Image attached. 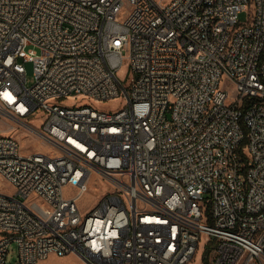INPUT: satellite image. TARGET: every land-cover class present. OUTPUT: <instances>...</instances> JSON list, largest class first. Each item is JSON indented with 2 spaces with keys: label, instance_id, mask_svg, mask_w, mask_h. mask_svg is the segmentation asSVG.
Returning <instances> with one entry per match:
<instances>
[{
  "label": "built area",
  "instance_id": "2783aa9c",
  "mask_svg": "<svg viewBox=\"0 0 264 264\" xmlns=\"http://www.w3.org/2000/svg\"><path fill=\"white\" fill-rule=\"evenodd\" d=\"M263 51L264 0H0V264H264Z\"/></svg>",
  "mask_w": 264,
  "mask_h": 264
},
{
  "label": "rangeland",
  "instance_id": "374dc122",
  "mask_svg": "<svg viewBox=\"0 0 264 264\" xmlns=\"http://www.w3.org/2000/svg\"><path fill=\"white\" fill-rule=\"evenodd\" d=\"M167 1V0H166ZM247 15V10H243L239 14L240 20H245ZM26 49L28 51H37L38 49L34 46H27ZM25 72H26V82L27 84H31L34 78L33 73V66L30 61L24 62ZM128 72V65L126 62H124L120 68L117 70L118 76L126 82ZM234 90L233 87L229 88V91L232 93ZM73 101H84V99L81 97H70L66 98L64 100V103L71 104ZM121 103V97L116 96L114 98L108 99V100H98L95 102V105L99 108H107L112 109L119 106ZM34 124H39V121L35 120L33 122ZM23 128H19L15 130L14 134L19 139L21 150L24 152H28L31 150H47L48 146L34 133L31 132H22ZM0 185L5 187L7 191H11V187H9V184L5 181V179L0 176ZM90 187L93 189L92 192H88L84 194V196L80 199V205L85 207L92 206L98 197L108 188L107 184L105 182H99L96 178H93L90 182ZM16 256V244L14 242H11L9 246V251L6 255V263L5 264H12L13 260ZM38 264H85L84 261L75 253H66L64 255H57V254H49L45 258L41 259Z\"/></svg>",
  "mask_w": 264,
  "mask_h": 264
},
{
  "label": "trees",
  "instance_id": "16d2710c",
  "mask_svg": "<svg viewBox=\"0 0 264 264\" xmlns=\"http://www.w3.org/2000/svg\"><path fill=\"white\" fill-rule=\"evenodd\" d=\"M262 56L264 57V51H263V54H262Z\"/></svg>",
  "mask_w": 264,
  "mask_h": 264
}]
</instances>
